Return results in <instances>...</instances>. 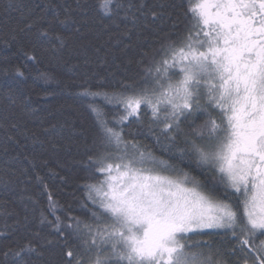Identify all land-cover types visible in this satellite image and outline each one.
<instances>
[{
  "label": "snow or ice",
  "instance_id": "1",
  "mask_svg": "<svg viewBox=\"0 0 264 264\" xmlns=\"http://www.w3.org/2000/svg\"><path fill=\"white\" fill-rule=\"evenodd\" d=\"M97 3L106 15L135 7L146 20L165 18L177 27L172 13L166 11L175 5L163 0H140L136 5L123 0ZM187 3L183 15L190 23L183 33H172L176 39L161 43L143 69L142 86L123 83L124 92L110 93L81 85L76 93L93 98L88 106L96 114L98 142L108 151L87 157L86 166L93 175L103 176L83 185L92 207L88 203L81 207L88 209L93 222L70 213L65 218V227L81 241V251L67 252L75 264H264V239H259L264 236V0ZM69 19L66 15L59 23ZM55 39L61 45L64 42L59 34ZM4 46L12 45L4 41ZM177 74L179 78L174 79ZM100 96L108 104L122 106L123 115L116 121L120 126L130 118L138 120L142 106L150 109L152 121L162 125L160 132L169 141L166 151L179 154L181 161L187 157L197 167L214 170L218 182L214 176L205 183L177 164L142 150L137 141L125 140L122 128L109 126L107 114L95 106ZM217 111L219 122L212 115ZM198 113L208 119L182 128L184 121ZM16 127L6 120L0 122L6 139L19 144L9 134ZM8 151L3 148L4 154ZM161 171H179L183 178L174 179ZM35 178L43 184V177L37 174ZM0 182L5 188L12 183L4 177ZM188 182L194 187H187ZM217 188L222 191L218 193ZM48 196L53 214L63 209L50 192ZM40 217L41 223L47 220L44 211ZM47 223L64 237L59 216ZM204 230H223L232 243L226 250L219 246L213 250L210 241L205 242L206 250L200 243H188L189 234ZM51 243L44 238L42 245L28 240L6 247L0 251V264H34L32 254L42 256L41 247Z\"/></svg>",
  "mask_w": 264,
  "mask_h": 264
},
{
  "label": "trees",
  "instance_id": "2",
  "mask_svg": "<svg viewBox=\"0 0 264 264\" xmlns=\"http://www.w3.org/2000/svg\"><path fill=\"white\" fill-rule=\"evenodd\" d=\"M123 2L136 5L140 0ZM163 2L175 5L166 11L172 13L177 27L165 18L146 20L135 7L106 15L99 11L97 0H0V122L16 124L9 134L19 140V144L8 141L0 130V177L12 181L7 188L0 182V251L28 240L42 245L47 238L53 243L41 247L42 256L32 254L34 264H75L67 252L81 251V241L65 227V218L70 213L93 222L88 209L81 207L82 203L92 207L83 185L102 175H93L86 166L87 157L107 150L98 142L96 114L88 106L93 98L76 93L81 85L110 93L124 92L123 83L142 86L143 69L161 43L176 39L172 33H183L190 23L183 15L187 0ZM66 15L68 23L60 24ZM133 15L138 19L133 21ZM28 24L33 26L29 29ZM44 31L49 35H41ZM56 34L63 37L62 45L55 39ZM4 41L11 43V48L5 47ZM94 103L107 114L109 126L118 131L122 128L125 139L137 141L155 156L177 164L205 183L214 176L218 182L214 170L197 167L187 157L181 161L179 154L173 156L166 151L169 141L160 132L162 125L152 121L149 109L142 106L138 120L130 118L120 126L116 121L123 115L121 105L108 104L103 96L96 97ZM207 119V115L198 113L181 126L187 130ZM4 147L9 149L7 154ZM37 174L43 177V184L36 180ZM49 192L63 206L54 214L48 207ZM41 211L47 220L61 218L64 237L47 220L40 222ZM187 239L188 243L195 241L191 244L200 243L202 248L210 241L213 250L217 246L226 250L232 243L224 232L213 231L189 234Z\"/></svg>",
  "mask_w": 264,
  "mask_h": 264
},
{
  "label": "rangeland",
  "instance_id": "3",
  "mask_svg": "<svg viewBox=\"0 0 264 264\" xmlns=\"http://www.w3.org/2000/svg\"><path fill=\"white\" fill-rule=\"evenodd\" d=\"M158 58V57H157ZM179 78V74H177L176 76H174V79H178ZM149 111H150V114H151V110L149 109ZM212 115L217 119V121L219 122V118H220V114H219V112L217 111V112H212ZM125 139V138H124ZM125 140H127V139H125ZM139 145L141 146V148H142V150H144V151H149L146 147H144L143 145H141L140 143H139ZM106 151H108V150H106ZM129 151L131 152V149H129ZM154 155V154H153ZM155 156V155H154ZM155 157H157V158H161V157H158V156H155ZM161 159H163V158H161ZM165 160V159H164ZM161 174L162 175H168V176H171L172 178H174V179H182L183 178V173L182 172H179V171H175V172H170V171H161ZM191 175V174H190ZM100 179H103V176H102V178H100ZM186 186L187 187H194V185L192 184V183H190V182H188V183H186ZM200 190H203V189H200ZM204 231H213V232H224L223 230H204ZM259 239H264V236H260L259 237ZM193 242H195V241H193ZM193 242H191V243H193ZM190 243V244H191ZM201 248H202V246H201ZM203 249H205L206 250V248H203ZM197 250H199V249H194V250H189V251H197ZM215 258V257H214Z\"/></svg>",
  "mask_w": 264,
  "mask_h": 264
}]
</instances>
